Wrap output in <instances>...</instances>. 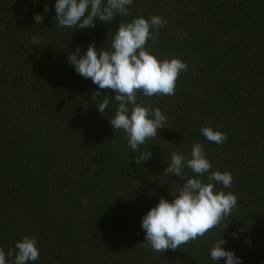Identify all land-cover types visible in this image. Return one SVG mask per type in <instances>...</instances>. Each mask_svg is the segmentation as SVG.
I'll return each instance as SVG.
<instances>
[{
	"label": "trees",
	"instance_id": "16d2710c",
	"mask_svg": "<svg viewBox=\"0 0 264 264\" xmlns=\"http://www.w3.org/2000/svg\"><path fill=\"white\" fill-rule=\"evenodd\" d=\"M55 3L0 0V248L35 236L39 259L29 264H218L210 250L222 237L242 264H264V0H133L127 16L74 30L57 26ZM141 16L167 21L146 48L187 70L174 95L137 93L167 122L134 153L110 124L114 98L105 113L96 106L113 91L93 101L98 85L68 55L89 44L111 50L119 24ZM202 127L227 140L208 141ZM194 143L211 171L231 173V187L216 188L235 194L237 207L203 237L156 252L144 246L142 218L178 195L170 193L186 180L164 170L174 151L190 158ZM148 151L152 158L137 164Z\"/></svg>",
	"mask_w": 264,
	"mask_h": 264
},
{
	"label": "clouds",
	"instance_id": "9594fccd",
	"mask_svg": "<svg viewBox=\"0 0 264 264\" xmlns=\"http://www.w3.org/2000/svg\"><path fill=\"white\" fill-rule=\"evenodd\" d=\"M133 0H56L55 21L58 27L84 29L94 27L98 18L109 23L115 16H127ZM48 11L47 6L45 12ZM43 15L35 14L36 23H41ZM167 21L160 16H143L131 22H121L111 41V50H97L89 44L86 52L80 55V48L70 51L68 62L84 78H90L98 89L92 93L93 101L101 97L100 90L111 89L114 95H105L96 106L105 113L112 99L118 103L115 115L109 120L114 131L123 130L128 137V145L135 153L148 139L155 138L158 130L165 127L167 117L159 108L152 109L137 102V93L146 97L153 95L171 96L176 91V81L187 64L178 58L158 59L147 48L149 39L155 42L153 30L166 26ZM158 34V32H157ZM38 36L31 43L39 44ZM202 135L210 142L223 144L225 133L212 127H202ZM151 152H141L135 157L137 164L150 160ZM129 163V161H128ZM196 174L190 177L185 168ZM212 165L206 158L201 143H194L190 158L183 153L172 152L170 163L164 172L175 174L186 180L170 202L161 197L142 218L141 227L145 231V244L156 252L177 250L182 245L203 237L211 229L230 215L237 207V197L232 192L217 189L230 188L233 177L230 172L211 171ZM207 175V182L201 178ZM86 203V201H84ZM236 235L235 233L233 234ZM227 242L222 237L215 241L210 250L212 261L224 259L225 264H242V258L222 245ZM29 264L39 259L35 236H24L15 244V249L5 253L0 248V264Z\"/></svg>",
	"mask_w": 264,
	"mask_h": 264
}]
</instances>
